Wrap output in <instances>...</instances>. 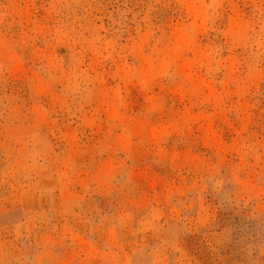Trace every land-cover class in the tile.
Instances as JSON below:
<instances>
[{"label": "rangeland", "instance_id": "374dc122", "mask_svg": "<svg viewBox=\"0 0 264 264\" xmlns=\"http://www.w3.org/2000/svg\"><path fill=\"white\" fill-rule=\"evenodd\" d=\"M0 264H264V0H0Z\"/></svg>", "mask_w": 264, "mask_h": 264}]
</instances>
